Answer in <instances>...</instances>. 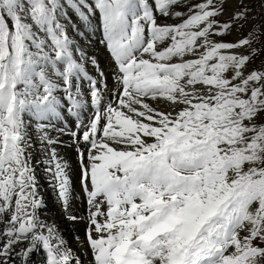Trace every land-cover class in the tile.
<instances>
[{"label":"snow or ice","instance_id":"6c2138e0","mask_svg":"<svg viewBox=\"0 0 264 264\" xmlns=\"http://www.w3.org/2000/svg\"><path fill=\"white\" fill-rule=\"evenodd\" d=\"M252 2L0 0V264L39 249L44 264H264V70L248 68L264 0ZM72 33L99 34L110 75ZM66 115L90 262L42 218L32 163L38 133L67 211L70 166L49 134Z\"/></svg>","mask_w":264,"mask_h":264},{"label":"bare ground","instance_id":"6f19581e","mask_svg":"<svg viewBox=\"0 0 264 264\" xmlns=\"http://www.w3.org/2000/svg\"><path fill=\"white\" fill-rule=\"evenodd\" d=\"M255 3L257 4V2H255ZM257 8H259V6ZM256 13H257V9H256ZM240 36H241V34H240ZM234 39H236V36H232L231 40H234ZM97 49L99 50V59L101 60L104 50H102L100 48V46H98ZM106 73L109 74V72H107V71H106ZM38 140H39V134L34 133L33 143H34L35 147L32 150L33 151V157H32L33 166L35 165V162L39 159V156H45V152H46V145H42V144L38 143ZM66 153H67L69 159L74 163V157H73L72 153L68 150H66ZM72 173L75 175L74 186L72 189V192H73V196H72V200H71L72 204L70 207L67 208V211H64L62 206L60 204H58L56 201H52L49 199V193H48L47 189L45 188V190H42V188H41V186H44L43 179L37 173H35L36 177H37L38 184L41 185L40 186L41 196L43 198H45L46 202L48 203V207L43 209L41 211V214H42L43 218H45L50 224H55L58 227V229L61 232V235L67 241L68 246L73 250V252L76 254V256H78L82 261L90 262L92 259V257H91L92 254L90 251L87 250V242L84 239L86 228L88 226V223L86 224V221H84V219H85L84 214L86 212V208L84 206L87 207V205L85 202V194H84V192L81 188V184H80V175H79L77 163H76V171H75V168H73ZM66 215L81 216L80 217L81 219H79V221H81V222L72 221L70 219H67ZM73 231H75V233ZM29 258H30V260L27 261V264H37L38 261H40V262L45 261V257L35 258L33 256V254Z\"/></svg>","mask_w":264,"mask_h":264},{"label":"rangeland","instance_id":"374dc122","mask_svg":"<svg viewBox=\"0 0 264 264\" xmlns=\"http://www.w3.org/2000/svg\"><path fill=\"white\" fill-rule=\"evenodd\" d=\"M257 2V4L255 3ZM251 7L254 9V11L256 12V9H257V13L260 12V8H257L259 5H258V0H253V2L251 3ZM246 29H243L240 34H241V37H243L246 33ZM243 32V33H242ZM226 39L228 40H231L232 39V36H228ZM262 40H264V37H261ZM254 47H256L257 49H259L261 47V45L259 43H257V45L255 44ZM248 68L249 70H255V69H261V70H264V51H261L259 53L258 56H256L253 61L248 65ZM42 161L41 159L39 158L38 159V169L40 170L41 173L44 174V171L42 170V168L44 167V165H42ZM73 168H75V171H76V167L75 165L70 169V177H75V175L72 173L73 172ZM73 175V176H72ZM46 179H44L45 181V187L49 193V199L52 200V201H57V198H56V195H55V191H54V188H53V184L51 183L50 179H48L47 177H45ZM48 180V181H47ZM49 184V185H48ZM48 185V186H47ZM52 190V191H51ZM52 194V195H51ZM72 200V199H71ZM69 201V206H71L72 204V201ZM92 257V256H91Z\"/></svg>","mask_w":264,"mask_h":264}]
</instances>
